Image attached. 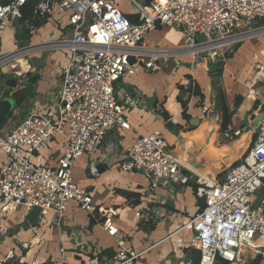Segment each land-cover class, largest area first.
<instances>
[{"label": "built area", "instance_id": "1", "mask_svg": "<svg viewBox=\"0 0 264 264\" xmlns=\"http://www.w3.org/2000/svg\"><path fill=\"white\" fill-rule=\"evenodd\" d=\"M29 1L34 2V16L45 17L60 31L58 38L40 42L33 49L58 48L65 52L66 60L60 68L57 93L42 108L32 106L0 134V149L6 155L0 168V241L6 234L4 213L18 206L39 208V216L51 213V221L58 223L67 202L74 200L97 218L101 208L90 190L75 181L72 169L85 153L88 174L97 176L100 159L94 153L109 134L131 129L125 113L128 108L116 92L122 79L142 70H157L156 61L175 52L195 55L212 50L216 54L247 38L264 36V0H128L136 21L115 0H0V36L7 27L21 33V8ZM158 26L173 28L183 45L146 46L147 32ZM29 29L36 28L29 25ZM198 35L202 40H197ZM208 44L215 45L201 49ZM27 48L24 53H18L23 48L8 52L0 48V69L15 55L24 58L32 49ZM252 57L257 60V53ZM13 67L19 69L18 64ZM263 67L255 63L258 70ZM21 73L19 82L25 77ZM258 81L252 85L255 95L262 92L254 88ZM136 100H130L128 106L136 105ZM201 108L203 113L210 110L205 104ZM168 120L173 123L172 118ZM257 128L237 163L227 166L222 175L218 173L211 181L195 177L196 195L203 205L183 226L192 229L191 245L198 258L179 264H252L258 256L264 264V243L258 242L264 239V196L258 200L256 195L264 189V124ZM57 134L63 137L62 145L44 157L42 153ZM103 159L119 172L144 173L152 189L164 182L185 184L190 180L191 172L175 157L160 130L139 134L124 148L107 144ZM145 215L140 210L135 213L137 218ZM100 225L117 244L103 264H132L142 258L143 251L126 247L124 232L112 216L104 215ZM86 239L77 236L75 248L93 256L100 254L97 244L93 242L90 249ZM48 264H67L62 247L58 259Z\"/></svg>", "mask_w": 264, "mask_h": 264}, {"label": "crops", "instance_id": "2", "mask_svg": "<svg viewBox=\"0 0 264 264\" xmlns=\"http://www.w3.org/2000/svg\"><path fill=\"white\" fill-rule=\"evenodd\" d=\"M47 25L49 31L46 35L40 30H45ZM161 27H167V32L159 36V43H148L145 36L146 46L175 48L183 45L180 37L176 41L167 39L169 32H175L173 28L168 26L158 28ZM7 28L1 34L4 38L7 37L5 44L0 45L2 52L32 48L25 53L24 59L28 65L26 70L3 68L0 72V99H5L10 105L8 116L16 113L18 120L32 106L42 108L49 97L57 93L60 85V68L66 60V54L63 50L52 47L33 49V46H38L40 42H49L59 37V28L50 21H46L35 30H30L27 39L23 37V44L16 47L8 45L10 42L8 32L11 31L14 35L16 33L11 27L9 30ZM52 32H55V36L51 37ZM227 50L230 52H226ZM44 51L47 54L41 60ZM217 51L216 54L213 51L210 54L207 50L203 54L201 52L195 55L175 52L159 58L156 61L157 70H142L138 74L122 79L116 92L128 108L129 113L126 116L131 129L109 134L108 139L94 153V158L100 159L97 176L88 174L89 159L85 153L74 162L72 169L75 181L90 190L94 202L101 208L96 214L97 218L81 209L74 200L67 202L66 212L58 223H53L51 213H46L39 216L37 222L31 225L26 219L29 210L23 206L9 210L3 216L6 234L0 241V264H48L58 259L60 247L64 249L67 264H103V261L117 250L115 240L107 236L101 228L100 220L104 215L112 216L116 225L124 232L128 249L143 251L142 258L136 259L132 264H179L182 260L193 259L196 252L191 245L193 232L190 227L183 224L203 205V199L196 195L195 177L201 176L199 172L184 164L189 170L187 172H191L187 183L164 182L152 189L144 173L138 170L119 172L113 163L111 164L109 160L106 162L103 157L106 145L111 142L124 148L139 134L167 130L169 127L166 126L162 113L173 120L172 128L169 130L172 134V145L169 146L172 150L176 149L180 134L193 133L203 120L207 119L209 111L203 113L202 104L212 109L217 100L216 96L221 91H224L226 104L232 111V125L224 130L220 126L223 132L221 134L228 137L231 131L233 135L239 136L238 133L243 128H250L249 123L240 127L234 126L233 120L238 119L242 122L245 118L248 119L252 112L258 114L262 111L264 96L257 94L256 99H249L246 83L254 74L255 63L263 64L264 38L262 36L247 38L233 47ZM220 51L224 52L223 57L220 56ZM254 53L258 56L255 61L252 57ZM248 62L250 65H246ZM16 69L25 74L21 82L20 72H15ZM226 75L232 79V83L227 84ZM235 86H240L244 92L242 93L240 89L234 90ZM132 99H137V104L128 106ZM179 104L181 107L173 111ZM171 107L174 109L171 110ZM217 117L219 126V115ZM7 118L0 129V134L17 122L16 120L9 124ZM193 118H196V124ZM251 129L252 138L256 130ZM177 132L179 135H176ZM218 134L217 131V142L224 144ZM201 141L206 142V145L208 143L204 138L190 144ZM62 143L61 135L53 136L42 155L45 157L49 153H56ZM190 144L183 145V149ZM204 154L210 156L207 148ZM5 160L6 155L0 149V168ZM221 171L220 169L215 176ZM139 210L146 214L144 218L135 216ZM77 236L84 239L87 236L90 249L97 244L101 253L93 256L89 252L76 249L74 240ZM93 242L95 243L92 244Z\"/></svg>", "mask_w": 264, "mask_h": 264}, {"label": "bare ground", "instance_id": "3", "mask_svg": "<svg viewBox=\"0 0 264 264\" xmlns=\"http://www.w3.org/2000/svg\"><path fill=\"white\" fill-rule=\"evenodd\" d=\"M40 31H43V29ZM178 35H179V33H178ZM213 45H215V44H208L206 46H202L201 49L207 50L210 47H213ZM26 51H28V48H25L24 50H21L18 53H24ZM15 64H18L20 70H26V68L28 67L25 59L19 55L14 56V61H13V64L11 66H15ZM263 64H264V61H263ZM248 65H250V62ZM263 72H264V67L259 72H254L253 76H251V78L247 81V83H246L247 91L250 90L249 96H247L249 99H252L255 96V93H254L253 87H252L254 80H256L257 78L260 81L263 80L264 79V75L262 74ZM247 94H248V92H247ZM260 124H264V117H262L259 120L257 125H260ZM216 128H217V125L215 122L208 121L207 119H205V120H203V122L201 123L199 128L196 131H194L193 133L180 134L178 137V141L180 140L178 142L179 144L177 145L176 149L172 150V152L174 154H177L178 158L181 161H183L184 155H185L183 145L190 144L193 141H197L199 139H204V138H206L207 133L209 131H212L210 138H209V141L206 145V148L208 150V153L211 156H215L216 158L219 159V162L213 163L206 171L199 173L207 181H211L213 179V177L215 176V174L220 171L222 166L223 167L229 166V164L233 160L238 158L243 153L245 148L247 147V144H248L249 139H250L251 131L250 132L247 131V132L238 133L239 136L236 139H233L230 142L222 144V143L217 142Z\"/></svg>", "mask_w": 264, "mask_h": 264}, {"label": "rangeland", "instance_id": "4", "mask_svg": "<svg viewBox=\"0 0 264 264\" xmlns=\"http://www.w3.org/2000/svg\"><path fill=\"white\" fill-rule=\"evenodd\" d=\"M117 1V3L119 4V7L122 9V10H124V11H127V12H129L130 14H134V8L131 6V4L129 3V1L128 0H116ZM48 27H46L45 28V30H43L42 32L45 34L46 33V35L48 34V28H49V25H47ZM8 30H9V27L7 28ZM165 32H167V27H161V28H156L154 31H149V32H147V34H146V36H147V40H148V43H153V44H157V43H159L158 42V39H159V36L160 35H162V34H165ZM9 33V46H13V47H16L17 45H22L23 44V37H24V35H20L21 33H16L15 35H14V33L13 32H11V31H9L8 32ZM49 37V36H48ZM2 38V39H1ZM6 39H7V37H5ZM5 38H4V36L2 35V36H0V41H1V43H3V44H5ZM35 38H37L36 36H35ZM148 38H150V40L148 39ZM153 40H152V39ZM179 38V35H178V33L175 31V32H170L168 35H167V39H169V40H172V41H176L177 39ZM262 38H264V36H262ZM197 40H202V37L201 36H197ZM18 47H21V46H18ZM231 47H233V46H231ZM9 47H4V49H8ZM228 48H230V47H228ZM224 49V48H223ZM232 49V48H231ZM210 52V54L212 53V50H209ZM230 52V50H227L226 52ZM47 53H46V51H44L43 52V57L41 58V60H43L44 59V55H46ZM202 54H203V52H202ZM24 58H25V56H24ZM13 61L14 60H10L6 65H4V67L3 68H5V70H13V66H11L12 64H13ZM249 64V62L246 64V65H248ZM227 67H229V64L227 65ZM3 68L2 69H0V72L3 70ZM15 68H17V67H15ZM258 71H260V70H258L257 68L255 69L254 68V72H258ZM263 75H264V72L262 73ZM248 75V74H247ZM249 76V75H248ZM226 79H227V84H230V83H232V79L230 78V77H227V75H226ZM240 82L242 83V79H240ZM254 88L257 90V91H260L261 92V90H262V92H261V95L262 96H264V79L263 80H261V81H258L257 83H256V85L254 86ZM238 89H240V91L243 93L244 92V89H242L240 86H235L234 87V90H238ZM230 89L228 90V93H230ZM220 95H221V98H222V96H224V91H221V92H219L218 93V95L216 96L217 97V100H216V107H217V113H218V115H219V121H220V124H219V126H218V135H220V141L221 142H224V143H227V142H230V141H232L233 139H236L237 137H238V135H233V133L230 131V134H229V136L228 137H224L221 133H223V132H221V129H220V126H221V122H222V111L220 110V104H221V99H220ZM263 98V97H262ZM181 104H179V106L177 107V109L175 108H170L171 110H173V111H177L178 110V108H180L181 106H180ZM262 109V111H264V105H263V107H261ZM125 113L127 114V113H129V111L128 110H126L125 111ZM25 114V113H24ZM23 114V115H24ZM214 115H216V113H211V114H209V116H206V117H212V116H214ZM9 118H7L8 119V122H9V124L10 123H12V122H14V121H16L17 120V118H18V114H16V113H12V114H10L9 116H8ZM23 116H21L18 120H17V122L22 118ZM247 118H245L242 122H240L238 119H234L233 120V125L234 126H237V127H240V125H242V124H246V123H248L247 122ZM231 125H232V123H230ZM230 124L227 126V128L228 127H230ZM256 129H258V128H256ZM170 129L168 128L167 130L166 129H163V132H162V135H163V138L167 141V143L169 144V145H172L171 144V139H172V134L170 133V131H169ZM260 130V129H259ZM247 131H251L252 132V129L251 128H243V130H241V132L240 133H242V132H247ZM229 132V131H228ZM250 134H252V133H250ZM239 159V157L238 158H236V160H234L232 163H237V160ZM226 167L227 166H225L223 169H222V171H221V174H219V175H222V173H223V171L226 169ZM256 195H257V199L259 200L261 197H263L264 196V189L263 190H258L257 192H256ZM259 243H264V239H260L259 241H258ZM257 258V257H256ZM255 258V259H256ZM249 260H251V259H249ZM260 262V260L257 262V263H254V260L252 259V264H260L259 263Z\"/></svg>", "mask_w": 264, "mask_h": 264}, {"label": "water", "instance_id": "5", "mask_svg": "<svg viewBox=\"0 0 264 264\" xmlns=\"http://www.w3.org/2000/svg\"><path fill=\"white\" fill-rule=\"evenodd\" d=\"M216 106L217 105H216V102H215L213 108L209 110L207 116H209V114H211V113H216V115L212 116L211 118L207 117V120L208 121H213V122L216 123V125H217L216 132H217L218 131V121H217V118H218L217 117V115H218L217 112L218 111H217V107ZM9 111H10L9 103L5 99H0V129L2 128L3 124L6 121V118L8 116ZM262 117H264V111H261L258 114H255L254 112H252L249 115V117H248V123H249L250 128H254V129L257 128V126H258L257 124H258L259 120ZM193 122L196 124V118H193ZM211 133H212V131H209L207 133L206 141H209ZM176 135H179L178 132L176 133ZM184 149H185L184 150L185 155H184V160L183 161H181L178 158L177 154H175V157L179 161H181L183 164H185L186 166H188L189 168H191L193 170H196L199 173L206 171L213 163L219 162V159L216 158L215 156H211V155L208 156V155L204 154L205 153V149H206V142H204V141H201V142H198V143L194 142L193 144H190L189 146H186V148H184ZM223 168L224 167L222 166L221 170ZM39 213H40L39 208L30 209L27 212V214H26L27 221L31 225H34L37 222V219L39 217Z\"/></svg>", "mask_w": 264, "mask_h": 264}, {"label": "trees", "instance_id": "6", "mask_svg": "<svg viewBox=\"0 0 264 264\" xmlns=\"http://www.w3.org/2000/svg\"><path fill=\"white\" fill-rule=\"evenodd\" d=\"M33 5H34V2L33 1H29L26 5H24L21 8L22 16L20 18V23L22 24V29H21V34L20 35L21 36L24 35L26 39L30 35V33H29L30 32L29 25H32L33 27L37 28V27H40L41 25H43L46 22V18L45 17L44 18H39V17L34 16ZM126 15L131 21H136L137 20L136 17L133 14L126 13ZM229 55L230 54H228V56ZM220 99H221L220 110L222 111L221 129L224 130L231 123L232 111L229 109L228 105L226 104L224 96H222V98H221V95H220ZM237 101H239V100H237ZM162 117L165 120L166 126L169 127V129H171L172 128V123L168 120V118H169L168 115L162 113ZM192 258H193L194 261L197 260V258H198L197 251L194 253ZM259 260H260V257L258 256L254 260V263H257Z\"/></svg>", "mask_w": 264, "mask_h": 264}]
</instances>
